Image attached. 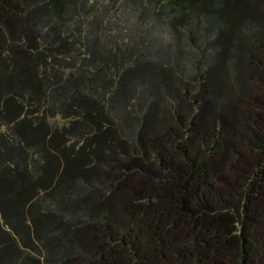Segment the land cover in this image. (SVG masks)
<instances>
[{
	"label": "trees",
	"instance_id": "obj_1",
	"mask_svg": "<svg viewBox=\"0 0 264 264\" xmlns=\"http://www.w3.org/2000/svg\"><path fill=\"white\" fill-rule=\"evenodd\" d=\"M0 264H264V0H0Z\"/></svg>",
	"mask_w": 264,
	"mask_h": 264
},
{
	"label": "rangeland",
	"instance_id": "obj_2",
	"mask_svg": "<svg viewBox=\"0 0 264 264\" xmlns=\"http://www.w3.org/2000/svg\"><path fill=\"white\" fill-rule=\"evenodd\" d=\"M119 7L121 10L123 9L124 12L121 14L122 16H120L119 18V21L121 24L118 26L119 33L114 34V36H112V39L113 38L117 39L118 37L121 39V43H122V39L127 38L123 40L127 41V43H130L129 38L134 40L138 36V33H141L142 35L146 33L147 35H149V38L153 40V47L156 49V50L154 49L155 50L154 55L157 58H159V60H163L164 62H166L167 59H170L168 50L172 52V53L170 52L172 54L171 56H173L175 59L178 52H177L176 45L173 43L172 34L160 22V20H157V19L154 20L152 15L150 14L146 15L144 18L140 17L142 15V13L139 10L140 8L132 10V7H130V5L127 3L126 4L120 3ZM194 24H195V21H192V25ZM123 27L126 28V32L125 30L124 32H122L123 38H121L120 32L121 30L124 29ZM206 27H208V25H206ZM210 28L211 27L208 28V31L206 30L207 40H211L213 37V30H211ZM203 29L205 30L204 26L196 30L197 39L195 41V45H196L195 48L198 47V48L206 50L207 46L204 44V42L202 40L201 41L198 40V35L203 34Z\"/></svg>",
	"mask_w": 264,
	"mask_h": 264
}]
</instances>
